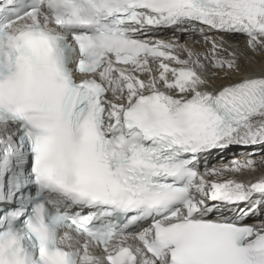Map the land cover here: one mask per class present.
Returning <instances> with one entry per match:
<instances>
[{"label": "snow or ice", "instance_id": "snow-or-ice-1", "mask_svg": "<svg viewBox=\"0 0 264 264\" xmlns=\"http://www.w3.org/2000/svg\"><path fill=\"white\" fill-rule=\"evenodd\" d=\"M257 216L264 0H0V264H264Z\"/></svg>", "mask_w": 264, "mask_h": 264}, {"label": "bare ground", "instance_id": "bare-ground-1", "mask_svg": "<svg viewBox=\"0 0 264 264\" xmlns=\"http://www.w3.org/2000/svg\"><path fill=\"white\" fill-rule=\"evenodd\" d=\"M164 35H168V34H164ZM243 42H244V38L241 37V43L243 44ZM259 59L260 58L257 57V60H259ZM233 155H235L237 158H240V159L245 158L240 149H235L233 152H229L226 154L225 162H227V160L231 159ZM220 163H221V160H220V157L218 154H214L212 157L209 158V164L210 165L219 166ZM259 175H260V173L257 172L253 176H245V177H242V179H254L255 176H259ZM260 220H264V216L253 217L246 222L247 223H258Z\"/></svg>", "mask_w": 264, "mask_h": 264}]
</instances>
